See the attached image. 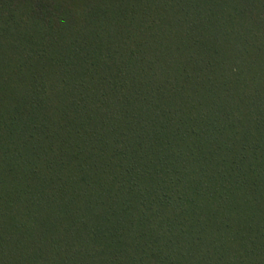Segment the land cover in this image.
Returning <instances> with one entry per match:
<instances>
[{"label":"trees","instance_id":"16d2710c","mask_svg":"<svg viewBox=\"0 0 264 264\" xmlns=\"http://www.w3.org/2000/svg\"><path fill=\"white\" fill-rule=\"evenodd\" d=\"M0 264H264V0H0Z\"/></svg>","mask_w":264,"mask_h":264}]
</instances>
